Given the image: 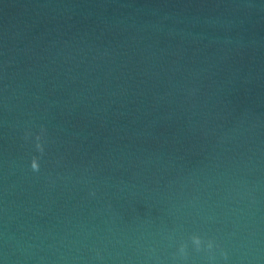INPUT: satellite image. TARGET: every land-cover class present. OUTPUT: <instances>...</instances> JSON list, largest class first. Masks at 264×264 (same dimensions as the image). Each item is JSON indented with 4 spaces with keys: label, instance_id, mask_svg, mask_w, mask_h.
Segmentation results:
<instances>
[{
    "label": "water",
    "instance_id": "water-1",
    "mask_svg": "<svg viewBox=\"0 0 264 264\" xmlns=\"http://www.w3.org/2000/svg\"><path fill=\"white\" fill-rule=\"evenodd\" d=\"M0 264H264V0H0Z\"/></svg>",
    "mask_w": 264,
    "mask_h": 264
},
{
    "label": "clouds",
    "instance_id": "clouds-1",
    "mask_svg": "<svg viewBox=\"0 0 264 264\" xmlns=\"http://www.w3.org/2000/svg\"><path fill=\"white\" fill-rule=\"evenodd\" d=\"M44 132V129L41 128V133L37 134L35 137L36 143H35V148L38 152L43 153V146L41 143L42 140V134ZM29 134L26 133L25 136L27 138ZM30 167L33 171H38L39 170V164H38V158L37 157H33L31 159L30 162ZM188 240L191 242V245L193 246V249L199 253L201 251H206L208 253V260L212 261L215 259V257L212 255V250L214 248L219 247V245H217L214 240L212 239H204L202 238L200 235L198 234H192L188 237ZM187 247L188 244L187 243H181L179 245L178 248V254L180 256V258L182 259H186L187 258ZM222 255L224 256L225 259H227V254L226 253H222Z\"/></svg>",
    "mask_w": 264,
    "mask_h": 264
}]
</instances>
